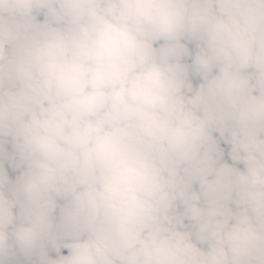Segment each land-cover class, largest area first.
Instances as JSON below:
<instances>
[{"label": "clouds", "instance_id": "9594fccd", "mask_svg": "<svg viewBox=\"0 0 264 264\" xmlns=\"http://www.w3.org/2000/svg\"><path fill=\"white\" fill-rule=\"evenodd\" d=\"M0 264H264V0H0Z\"/></svg>", "mask_w": 264, "mask_h": 264}]
</instances>
